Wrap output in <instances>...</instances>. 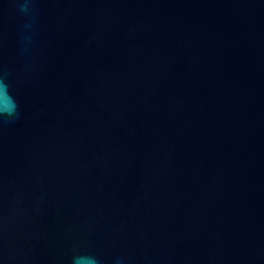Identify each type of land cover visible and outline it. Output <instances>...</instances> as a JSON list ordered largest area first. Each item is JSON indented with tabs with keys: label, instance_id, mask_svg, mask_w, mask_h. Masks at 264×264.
Instances as JSON below:
<instances>
[{
	"label": "water",
	"instance_id": "obj_1",
	"mask_svg": "<svg viewBox=\"0 0 264 264\" xmlns=\"http://www.w3.org/2000/svg\"><path fill=\"white\" fill-rule=\"evenodd\" d=\"M36 9L0 0V264H264V0Z\"/></svg>",
	"mask_w": 264,
	"mask_h": 264
},
{
	"label": "clouds",
	"instance_id": "obj_2",
	"mask_svg": "<svg viewBox=\"0 0 264 264\" xmlns=\"http://www.w3.org/2000/svg\"><path fill=\"white\" fill-rule=\"evenodd\" d=\"M21 23L19 29L22 35V42L31 41L32 37L26 35L31 30L35 31L34 24L36 22V4L37 0H12ZM10 84L4 76H0V98L6 103L0 105V120L8 118L9 120L18 116L19 105L10 91ZM72 264H102V261L91 255H77L72 259Z\"/></svg>",
	"mask_w": 264,
	"mask_h": 264
}]
</instances>
